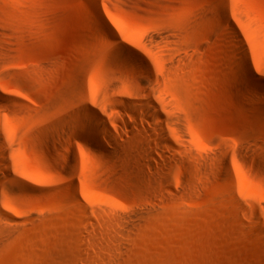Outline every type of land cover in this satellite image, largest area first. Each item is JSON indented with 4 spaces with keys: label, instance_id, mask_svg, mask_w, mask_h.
<instances>
[{
    "label": "rangeland",
    "instance_id": "374dc122",
    "mask_svg": "<svg viewBox=\"0 0 264 264\" xmlns=\"http://www.w3.org/2000/svg\"><path fill=\"white\" fill-rule=\"evenodd\" d=\"M94 1L153 68L176 61L166 92L186 115L180 161L170 175L151 159L137 168L121 122L135 62L102 41L87 0H0V264H264V86L237 78L219 0ZM225 6L264 79V0ZM78 81L120 132L117 160L76 128Z\"/></svg>",
    "mask_w": 264,
    "mask_h": 264
},
{
    "label": "bare ground",
    "instance_id": "6f19581e",
    "mask_svg": "<svg viewBox=\"0 0 264 264\" xmlns=\"http://www.w3.org/2000/svg\"><path fill=\"white\" fill-rule=\"evenodd\" d=\"M87 2L91 7V25L97 27L103 34H105V37L103 36L102 41L109 47H115L117 49V53H119L120 56L123 55L125 57H129L135 62V65H133V72L131 70V77L129 75L130 83L133 86L131 88V94L134 96L135 100L122 99L121 101V104H123L126 109L128 117H131V120L122 118L121 122L125 128L132 131V135L129 136L125 142L128 141L129 145L135 149V151H133V159L136 162L135 164L141 172L145 173L153 169L152 165L147 161V159L155 160L160 162L165 173L170 175L174 171L172 163L176 164L180 161L178 154L180 153V150L183 149V145H181L179 139L187 134L186 115L173 107V101L170 100L166 92L168 86L167 75L170 71L174 70L176 61L173 60L162 68H153L151 62H149L145 55H143V53L132 44H129L125 40L121 39L117 35V32L113 30L111 25L103 18V16H101L99 12L96 11L95 1L87 0ZM219 2L220 3L216 7L215 12L220 16L222 21L221 26L226 33L227 38H229L232 43L236 45L237 49H239V52L235 50L237 55L236 57L241 58V63L243 64V67L241 66L242 68L239 71L242 75L238 74L237 78L245 83L244 85H246V88L251 93H253L251 90L253 82L264 86V79L260 78L253 71V66L248 59L245 40L233 23L231 16L227 12L225 0H219ZM227 70L231 72V67H227ZM75 93L76 94L73 95V101L79 103L84 111L78 112L73 117L74 121L77 123V126L75 125L76 128L78 127V129L83 130L85 134L91 136L95 143L104 150L106 158L117 160L118 155L115 150L116 147H113L112 142L116 144L120 143V132L118 129L114 131L112 127L104 120V117L100 114V112L87 101L86 90H84L80 81H78ZM118 103L120 102L118 101ZM151 109L154 110V112ZM137 119L145 121L149 126L142 124V128L139 127L140 124H137ZM98 120H101L102 122H98ZM157 123H159L161 130H158ZM260 127L264 128L263 121L260 122ZM145 134L147 135L145 136ZM0 139H2L1 135ZM150 140L154 141V144L152 142H147ZM163 144H165L171 150L172 153L169 152L170 155L164 151ZM2 148L6 149L4 147ZM6 153L0 148V154H3L4 159L7 160ZM156 155L160 156V161ZM189 155L193 156L192 152L189 151ZM72 157L73 159L76 157L75 151H72ZM131 160L129 161L130 163ZM132 172L130 171L128 173ZM8 175L10 177L13 176L11 174ZM222 175L225 181H230V168L226 162L222 163ZM156 179L157 178H155V180ZM138 181H140L139 178ZM73 185H71L69 188V194L74 201H78L77 192Z\"/></svg>",
    "mask_w": 264,
    "mask_h": 264
}]
</instances>
